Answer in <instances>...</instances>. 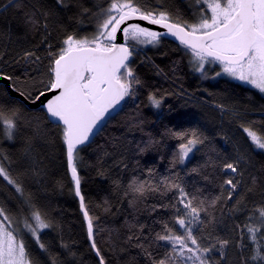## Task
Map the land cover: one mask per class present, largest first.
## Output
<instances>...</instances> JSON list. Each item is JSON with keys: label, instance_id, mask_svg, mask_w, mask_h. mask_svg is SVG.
<instances>
[{"label": "snow or ice", "instance_id": "snow-or-ice-1", "mask_svg": "<svg viewBox=\"0 0 264 264\" xmlns=\"http://www.w3.org/2000/svg\"><path fill=\"white\" fill-rule=\"evenodd\" d=\"M0 81V264H264V0H0Z\"/></svg>", "mask_w": 264, "mask_h": 264}, {"label": "trees", "instance_id": "trees-1", "mask_svg": "<svg viewBox=\"0 0 264 264\" xmlns=\"http://www.w3.org/2000/svg\"><path fill=\"white\" fill-rule=\"evenodd\" d=\"M172 47H175V45H171ZM175 58V57H173ZM158 63H160V60H157ZM167 61H165L166 63ZM185 75H184V87L189 91V92H195L198 89H204L207 88L209 91H224L226 85L224 81H212V82H204V83H200L199 80L197 79L196 76L192 75L188 69L186 68L184 70ZM3 86V85H0ZM163 86L165 88H172L174 87L173 85L169 84V83H163ZM250 95H252L253 99L258 102V103H264V101L260 100V96L256 93H251ZM93 195H95V191L93 190ZM61 203L63 204V206L68 210V217L67 219L69 221H76L78 219V217L76 215H74V213L76 212V203L75 201H73L71 199V197L69 196H65L64 200L61 201Z\"/></svg>", "mask_w": 264, "mask_h": 264}, {"label": "water", "instance_id": "water-1", "mask_svg": "<svg viewBox=\"0 0 264 264\" xmlns=\"http://www.w3.org/2000/svg\"><path fill=\"white\" fill-rule=\"evenodd\" d=\"M5 82L4 81H0V85H3Z\"/></svg>", "mask_w": 264, "mask_h": 264}]
</instances>
